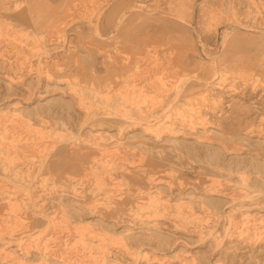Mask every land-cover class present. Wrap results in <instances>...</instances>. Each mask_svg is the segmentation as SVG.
Segmentation results:
<instances>
[{"label": "rangeland", "instance_id": "374dc122", "mask_svg": "<svg viewBox=\"0 0 264 264\" xmlns=\"http://www.w3.org/2000/svg\"><path fill=\"white\" fill-rule=\"evenodd\" d=\"M106 1L0 0V158L17 167L0 164V264H264V0H117L186 29L135 47L90 26ZM228 25L255 46L229 51ZM185 77L211 85L176 98ZM56 143L84 166H40Z\"/></svg>", "mask_w": 264, "mask_h": 264}, {"label": "bare ground", "instance_id": "6f19581e", "mask_svg": "<svg viewBox=\"0 0 264 264\" xmlns=\"http://www.w3.org/2000/svg\"><path fill=\"white\" fill-rule=\"evenodd\" d=\"M115 3L117 4V0H107L104 5L100 6L97 9V14H98L97 18L94 21L91 20L89 23H90V26H93V29L98 33V35H97L98 37L109 38V39L114 38L118 42V45H121V47L123 45H127V46L129 45L131 47H135L137 43H142V42L148 43L149 40L161 41L163 39L164 35H166L168 32H170L172 30L182 32V33L186 32V29H183L181 26L174 24L173 22H170L168 20L161 19L160 17H158L159 19H156V21H160L163 24L160 25L158 28L151 29L149 26H147V27L145 26L143 28V26L145 24L140 25V24L136 23V20H137L139 15H136L133 13V12H135L134 10H136V9H137V11L145 12L146 10H144L143 6L134 5V7H130L129 10H127L125 12H119L118 11L119 5L116 6V5H114ZM155 15H156V13H155ZM61 19L64 20L66 18L61 17ZM101 23H102V25H101ZM103 23H105V27H106L105 29L109 33L104 34V33L100 32V30L103 28ZM224 25H227V24H224ZM110 29H111V31H110ZM229 29H230V25H228L226 27V29H224L225 31H224L223 36H222L224 43L227 44L228 39L230 40V42L228 44V50L229 51L242 53V52H247L251 47L255 46L254 40H251L250 38H248L247 36L242 35V34H236L235 36L230 37L231 38L230 39L228 37L231 33V31ZM233 29H232V31H233ZM161 35H163V36H161ZM166 39H171V37H167ZM2 47H3V45H2ZM222 47H223V45H222ZM187 49H188L187 44L183 40L172 39V44L170 43V46L167 49L166 54H164V57L166 60H171L173 65L179 71L186 72L187 68L191 67L192 62H193L192 57L190 55H188V53L186 52ZM207 49H209V48H207ZM219 50H221V49H219ZM2 53H4V52H2ZM260 53L261 52H256L255 54L257 57L260 58ZM88 55H89V57H92L91 53H89ZM217 55H218V53H217ZM217 55H216V57H217ZM217 59L218 58H216V60ZM211 60H213V59H211ZM115 62L118 63V60H115ZM138 64H139V66H141L140 62H137V65ZM139 70H140V67L139 68L137 67L135 70V74L133 76H135L139 72ZM152 71H155V70H153V68L148 69V71H147L148 75ZM141 80L142 79H140V82H142ZM189 80H190L189 77H185L183 80H180L179 83L176 82V84H177V91L175 94L176 98L181 94V92H183L185 90L189 91L190 89L196 87L197 85L206 86L210 83V82L208 83L207 81H204V82L200 81V82H197V84H196V83H192L191 80L190 81ZM215 80H216V78H215ZM210 85L211 84H209V87H210ZM246 102L247 101H245V100H243V102L240 104L232 102L233 103L232 108L233 109L237 108L236 110H238L239 109L238 107H243V104H245ZM236 106H238V107H236ZM222 112H223V110H221V112H220L221 115L216 114L212 118L213 120L217 121V125L216 124H214V125H216L218 127L222 126L223 119L224 120L227 119V117H224V115H222ZM145 130L150 131V128L146 127ZM230 130H233V128L230 127ZM5 139L6 138L4 136H2V134H0V141H3ZM57 144L58 143H56L52 147V149L50 150V152L47 156H44L41 158L40 166L43 167L45 165H48L49 167L56 169V170H72L73 172L79 171L84 166L83 164H84V160H85L84 154L81 153L82 151L80 152V150H76V149L71 147L72 149H74L71 153L62 152V149L64 148V146H62V145L56 146ZM3 149L7 150V149H9V147L3 146L2 148H0V151H2ZM27 149H28V147H27ZM7 157H9V156H7ZM48 158H49V160H48ZM52 159H54V160H52ZM47 162H48V164H47ZM0 164L2 165L1 166L2 171L3 170L5 171L6 169H8L9 171L12 172V171H15L17 169V167H15L14 162H12L11 160L5 159L2 156L0 158ZM86 165H87L88 169H91V167L93 166L90 162H88ZM43 169H45V167ZM38 175H37V177H38ZM1 180H2V178H1ZM37 180H38V178H37ZM34 185H35V180H34ZM17 188H19V187H17ZM5 237H7V236H5Z\"/></svg>", "mask_w": 264, "mask_h": 264}]
</instances>
